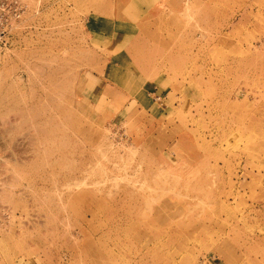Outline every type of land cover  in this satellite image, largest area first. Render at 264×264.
Masks as SVG:
<instances>
[{
  "label": "rangeland",
  "instance_id": "1",
  "mask_svg": "<svg viewBox=\"0 0 264 264\" xmlns=\"http://www.w3.org/2000/svg\"><path fill=\"white\" fill-rule=\"evenodd\" d=\"M16 12L0 264H264V0Z\"/></svg>",
  "mask_w": 264,
  "mask_h": 264
},
{
  "label": "built area",
  "instance_id": "2",
  "mask_svg": "<svg viewBox=\"0 0 264 264\" xmlns=\"http://www.w3.org/2000/svg\"><path fill=\"white\" fill-rule=\"evenodd\" d=\"M21 14L19 12H16L14 14V18L11 17H7V18H3L0 15V42H6V40H8L9 37V33H10V29L12 28V20L13 19H20Z\"/></svg>",
  "mask_w": 264,
  "mask_h": 264
},
{
  "label": "bare ground",
  "instance_id": "3",
  "mask_svg": "<svg viewBox=\"0 0 264 264\" xmlns=\"http://www.w3.org/2000/svg\"><path fill=\"white\" fill-rule=\"evenodd\" d=\"M30 110H31V109H30ZM34 112H35V111H34ZM69 115H70V114H69ZM69 115H68V116H69ZM35 116H37V115H35ZM12 117H14V116H12ZM17 118H18V117H17ZM17 118H16V119H17ZM16 119H15V120H16ZM7 124H8V123H7ZM3 126H4V125H3ZM8 128H10V127H8ZM77 129H78V128H77ZM0 131L3 132V129L0 130ZM10 131H11V130H10ZM2 132H1V133H2ZM4 132H5V131H4ZM6 133H8V132H6ZM2 135H3V134H2ZM0 138H1V137H0ZM31 139H32V138H31ZM17 151H18V150H17ZM26 160H27V159H26ZM87 195L89 196V194H87ZM83 197H85V196H83ZM92 200H93V199H92ZM93 201H94V200H93ZM175 261H176V260H175ZM176 262H177V261H176ZM173 264H175V263H173Z\"/></svg>",
  "mask_w": 264,
  "mask_h": 264
}]
</instances>
